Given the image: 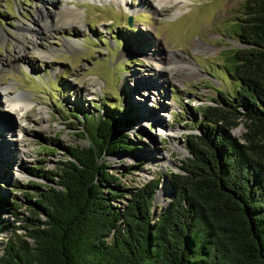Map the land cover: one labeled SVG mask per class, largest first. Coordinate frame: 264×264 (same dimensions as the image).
Instances as JSON below:
<instances>
[{
    "label": "rangeland",
    "instance_id": "374dc122",
    "mask_svg": "<svg viewBox=\"0 0 264 264\" xmlns=\"http://www.w3.org/2000/svg\"><path fill=\"white\" fill-rule=\"evenodd\" d=\"M126 3L0 0V119L9 124L0 126V196L16 202L17 217L28 215L22 205L25 191L33 194L45 182L38 174L53 171L66 147L86 145L89 136L79 131L87 121L107 114L127 120L120 129L133 147L126 154L130 156L105 157L122 191L112 205L122 210L130 191L153 180L155 194L166 182L168 195L157 198L153 194L152 215H158L173 197L168 176L179 172L178 166L189 155L186 141L198 142L195 136L203 122L199 107L218 100L219 90L234 91L236 82L225 60L232 49L243 47L232 29L243 24L244 0ZM64 8L76 9L79 18L40 36L35 20L43 16L51 22L57 17L54 12ZM32 38L36 42L31 43ZM69 42L75 48H67ZM133 44L137 48L129 55ZM158 54L164 59L181 56L195 74L172 82L161 76L162 83H151L152 88L139 83L147 92L152 89L144 102L132 80L151 81V76H159L161 63L149 57ZM177 70L180 74L179 66ZM16 95L29 101L25 107L10 110ZM4 110H10V116ZM156 115L161 123L156 122ZM242 132L238 124L230 134L238 138ZM0 220L13 225L10 213L0 215ZM10 229L0 233V252L13 234ZM16 234L23 232L16 230Z\"/></svg>",
    "mask_w": 264,
    "mask_h": 264
},
{
    "label": "trees",
    "instance_id": "16d2710c",
    "mask_svg": "<svg viewBox=\"0 0 264 264\" xmlns=\"http://www.w3.org/2000/svg\"><path fill=\"white\" fill-rule=\"evenodd\" d=\"M244 1L243 24L232 29L243 47L225 60L235 89L199 107L198 142L186 141L189 155L168 176L167 208L152 215L153 180L130 191L122 210L112 205L122 191L105 157L133 147L125 118L101 116L79 131L86 145L66 147L53 171L38 174L45 182L25 191L27 216L0 196L13 224L0 220V233H13L0 264H264V0Z\"/></svg>",
    "mask_w": 264,
    "mask_h": 264
},
{
    "label": "bare ground",
    "instance_id": "6f19581e",
    "mask_svg": "<svg viewBox=\"0 0 264 264\" xmlns=\"http://www.w3.org/2000/svg\"><path fill=\"white\" fill-rule=\"evenodd\" d=\"M119 1L122 4H125V5L127 4L126 0H119ZM54 13L55 14L57 13L56 14L57 17H55V19H53V21H51V22L47 21V19H42L43 16L39 17L35 20L36 23L39 25V28H38L39 33L38 34L40 36L41 35L45 36L46 33L49 32L50 29H60L64 25H66V23L74 22L75 20H77L79 18V15H80V13L78 11H76V9H68V8H64L63 11H61L60 13H59V11L54 12ZM30 41H31V43L36 42V40H34V38H32ZM132 46L133 47H131L130 52H128L129 55L131 53L133 54L135 52L133 49L137 48V46L135 44H133ZM66 47L69 49H73V48H75V44L72 42L71 43L69 42V43H66ZM195 49L196 50L199 49L197 45H195ZM149 57H150V59L155 58V59H157L156 60L157 62L161 63V66L158 69L159 76H151V81L147 80L144 77H141V78L136 79V80L135 79L132 80L136 85L137 92L139 90V93H141V98L144 100V102L147 100V96H148L147 94H149V92L152 89L147 92V89L140 88L139 83L144 82L147 84V86L151 87L152 86L151 83H154V84L155 83L156 84L162 83L160 81V78H159L161 76H164L165 78H167L169 80V82H172L173 80H180L182 78L187 77L188 75H194L195 74L194 70L191 68V65L189 64V62L184 60V58H182L179 55H169L165 59L163 56L161 57L160 54H158L156 57H154L152 55H150ZM178 66H179V69L181 71L180 74L177 73ZM175 70H177V71H175ZM28 101L29 100L26 96L16 95L15 98L11 100L12 106L8 109L14 110V107H17L18 105L25 107L27 105ZM160 107H163V106L160 105ZM10 110H7L6 112L4 110V112L6 113L7 116H10V113H11ZM155 120L157 123H161L163 121L161 119V117L158 115L155 116ZM3 123L6 125V127L9 125V124H7V121L5 119H2V120L0 119V126H2ZM5 125H3V126H5ZM1 129H0V131H1ZM126 156H130V155H126ZM133 156H135V155H133ZM166 156L165 155L162 156V159H165ZM135 157H132V159H130V160H132V161L135 160ZM169 189L170 188H169L168 183L164 182L162 187L160 188V190H158V192L156 194L157 198H159L163 195H168L170 193Z\"/></svg>",
    "mask_w": 264,
    "mask_h": 264
},
{
    "label": "water",
    "instance_id": "95a60500",
    "mask_svg": "<svg viewBox=\"0 0 264 264\" xmlns=\"http://www.w3.org/2000/svg\"><path fill=\"white\" fill-rule=\"evenodd\" d=\"M127 24L130 25V17L127 18Z\"/></svg>",
    "mask_w": 264,
    "mask_h": 264
}]
</instances>
